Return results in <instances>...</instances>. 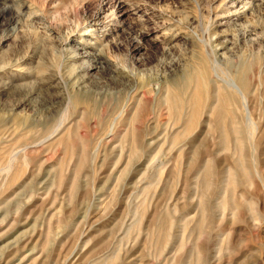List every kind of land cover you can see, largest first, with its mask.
<instances>
[{"label": "rangeland", "instance_id": "obj_1", "mask_svg": "<svg viewBox=\"0 0 264 264\" xmlns=\"http://www.w3.org/2000/svg\"><path fill=\"white\" fill-rule=\"evenodd\" d=\"M236 3L0 0V238L22 244L12 264H201L199 243L209 264H264V0L243 2L240 26ZM95 28L108 41L92 72L93 55L66 59ZM240 74L259 142L221 88Z\"/></svg>", "mask_w": 264, "mask_h": 264}, {"label": "bare ground", "instance_id": "obj_2", "mask_svg": "<svg viewBox=\"0 0 264 264\" xmlns=\"http://www.w3.org/2000/svg\"><path fill=\"white\" fill-rule=\"evenodd\" d=\"M245 0H238V4L236 5V4H233L234 6H237L238 8H236L235 9V14H234V16H235V22H236V24H238L239 23V26H240V22H241V20L243 19V16H244V14H242V12H240L242 9H243V2H244ZM104 4V3H103ZM110 4V2H108V4L107 5H109ZM102 6V5H101ZM93 27V26H92ZM103 27V26H102ZM241 27H243V26H241ZM94 28V27H93ZM98 29H99V27H98ZM100 29H101V27H100ZM247 29V28H246ZM83 30H85V29H83ZM98 30L95 28V29H92V30H89V31H85L83 34H81V40H82V49H83V52L82 53H78V52H76V53H78L77 55H76V53L75 54H71V55H67V61L68 60H77V59H79V58H81V59H84V58H87V57H89V56H91V55H93V57H94V61L96 62V64L95 65H91L90 63H87V62H85V64H86V67H88V71L90 70V71H92L91 69H93L94 67L98 70V68H100V66L98 67V65H100L101 63H102V61H100V56H101V52L103 51L102 49H103V47H105V45H106V43H104L106 40L108 41V39L107 38H105L104 40H102L101 41V38L100 37H97L96 36V33H98L97 32ZM100 32V31H99ZM104 33V32H103ZM252 34H254V33H252ZM100 38V39H99ZM3 39V41H4V39L6 40V38H2ZM67 41V40H66ZM70 43V42H69ZM67 45V44H66ZM73 48V47H72ZM91 48H93L92 50H93V53H91ZM220 48H222V47H220ZM224 48H226V46L224 47ZM226 50V49H225ZM219 51V50H218ZM224 51V50H223ZM221 53H223V52H221ZM218 57H223L224 58V55L223 54H219L218 52H217V54H216ZM18 58V57H17ZM64 59H65V57H64ZM19 60H20V58H19ZM18 60V61H19ZM15 61V60H14ZM14 61H13V63H14ZM66 61V62H67ZM86 61V60H85ZM88 61V60H87ZM12 62V61H11ZM69 62V61H68ZM90 62V61H89ZM93 62V61H92ZM10 63V62H9ZM73 63V62H72ZM68 64H70V63H68ZM67 63H66V65H68ZM82 64V63H81ZM98 64V65H97ZM4 65H6V64H4ZM8 65V64H7ZM16 65V64H15ZM21 65V64H20ZM65 65V64H64ZM69 66H71V65H69ZM6 67V66H5ZM16 67V66H15ZM80 67H81V65H80ZM80 67H79V70H81L80 69ZM8 68H10V67H8ZM21 68H24V67H21ZM65 68V67H64ZM198 68V67H197ZM12 69V68H11ZM76 69V68H75ZM13 70H14V68H13ZM16 70V69H15ZM20 70V69H19ZM73 70V69H72ZM78 70V69H77ZM79 70H78V72H79ZM201 70V69H200ZM2 71V70H1ZM18 71V70H17ZM24 71H26V70H24ZM23 71V72H24ZM30 72V71H29ZM68 72V71H67ZM74 72V71H73ZM82 72V71H81ZM93 72V71H92ZM3 73V72H2ZM14 73V72H13ZM27 73V72H26ZM72 73V72H71ZM75 73H76V71H75ZM80 73V72H79ZM197 73V72H196ZM74 74V73H73ZM201 74V73H200ZM218 74V73H217ZM5 75V74H4ZM28 75V74H27ZM49 75V74H48ZM52 75V74H51ZM60 75V74H59ZM77 75V74H76ZM50 76V75H49ZM70 76V75H69ZM71 76H72V74H71ZM75 76V75H74ZM242 75L240 74L239 76H233V77H227L228 79H224V80H222V81H220L221 82V84H224V86L222 87L221 86V88L222 89H228V90H230V92L232 93V94H234V95H237L238 97H239V99L241 100V104L240 105H242L243 106V110L245 111V120L247 121V124H248V126L250 127V129H252V131H251V137H253V139H255L257 142H259L260 141V139H261V133H262V131L264 130H262V126L263 125H260V123H255L254 122V119L252 118V115H251V111H248L246 108H250L249 106H248V104H250L249 103V100H245L244 99V97H246L245 96V94L246 93H248V92H250V88L248 87V85L246 84V82H248V77L247 76H244V77H247V79L245 78V79H242V77H241ZM12 77V76H11ZM52 77V76H51ZM50 77V78H51ZM57 77V76H56ZM62 77V76H61ZM79 78H80V76H78ZM220 77V76H219ZM54 78V77H53ZM65 78V77H64ZM69 78V77H68ZM75 77H73V79H74ZM77 78V77H76ZM79 78H78V80H79ZM194 78V77H193ZM224 78V77H223ZM1 79V78H0ZM45 79V78H44ZM56 79V78H55ZM58 79V78H57ZM191 79V78H190ZM218 79V78H217ZM221 79V78H220ZM47 80H48V78H47ZM54 80V79H53ZM81 80V79H80ZM79 80V81H80ZM3 81V80H2ZM7 81V80H6ZM9 81H11V79L9 80ZM44 81V80H43ZM50 81V80H49ZM57 81H59V80H57ZM74 81H75V79H74ZM79 81L78 82H76V85H77V83H79ZM82 82V81H81ZM253 82V81H252ZM43 83H45V82H43ZM57 83V82H56ZM66 83H68V82H66ZM219 83V82H218ZM70 84H71V82H70ZM69 84V85H70ZM6 85V84H5ZM9 85H10V83H9ZM15 85V84H14ZM62 85V84H61ZM66 85V84H65ZM68 85V87L70 88V86ZM72 85H75V83H73ZM80 85V84H79ZM82 85V84H81ZM80 85V86H81ZM4 86V85H3ZM12 86H13V84H12ZM34 86V85H33ZM48 86V85H47ZM63 86V85H62ZM0 87H2V86H0ZM64 87V86H63ZM71 87H73V86H71ZM6 89L7 87L6 86H4L3 87V89ZM13 88V87H12ZM18 88V87H17ZM30 88V87H29ZM61 88V87H60ZM59 88V89H60ZM80 89L82 88V87H79ZM9 89V88H8ZM73 89H74V87H73ZM78 89V88H77ZM26 90V89H25ZM52 90V89H51ZM34 91V90H33ZM72 91V89H70V92ZM80 91V90H79ZM135 91V90H134ZM67 92V91H66ZM73 92V91H72ZM75 92V91H74ZM76 93V92H75ZM62 94H64V93H62ZM69 94V93H68ZM74 94V93H73ZM249 94V93H248ZM77 95V94H76ZM78 95H79V93H78ZM190 95V94H189ZM66 96H67V94H66ZM80 96V95H79ZM79 96H76L75 98H76V100H77V103H80V101L82 100V97H79ZM28 97V96H27ZM73 97V96H72ZM223 97V96H222ZM69 98H71V96L69 97ZM183 98V97H182ZM226 98V97H225ZM66 99V98H65ZM72 99V98H71ZM74 99V98H73ZM72 99V100H73ZM187 99V98H186ZM256 99V98H255ZM209 100V99H208ZM23 101V100H22ZM247 103H246V102ZM23 103V102H22ZM175 104V103H174ZM21 105V104H20ZM251 105V104H250ZM237 106V105H236ZM14 113V112H13ZM10 115V114H9ZM15 115V114H14ZM15 117H18V116H15ZM261 117V116H260ZM7 119V118H6ZM21 119V118H20ZM10 120V119H9ZM22 120V119H21ZM20 120V121H21ZM187 121H188V119H187ZM19 122V121H18ZM13 123V122H12ZM11 123V124H12ZM21 122H19V123H17V124H20ZM7 125H9L8 123H6ZM16 124V125H17ZM191 124V123H190ZM189 124V125H190ZM14 125V124H13ZM13 125L12 126H6V125H3L2 124V127H4V134H9L10 132H11V130H12V128H14L13 127ZM20 125H22V123L20 124ZM19 125V126H20ZM15 126V125H14ZM18 126V127H19ZM194 126V125H193ZM190 127V126H189ZM191 128V127H190ZM185 130H187V127H186V129ZM3 135V134H2ZM4 137V136H3ZM217 139V138H216ZM253 145H254V143H253ZM254 148V147H253ZM207 150V149H206ZM206 155V154H205ZM252 155V154H251ZM209 156V155H208ZM206 161V160H205ZM213 162V161H212ZM221 165V164H220ZM232 167V166H231ZM219 167H218V164L216 163L215 165L212 163L211 164V168H210V170H209V174L207 175V178L206 179H204L205 180V184H204V190H208L209 188H211V186L214 184V182H215V180L217 181L218 180V176H219V169H218ZM255 168V167H254ZM257 169V168H256ZM7 170V169H6ZM9 170V169H8ZM197 171V170H196ZM256 173H258L257 171H256ZM200 176V175H199ZM202 182V181H201ZM230 183V182H229ZM233 185V184H232ZM227 190V189H226ZM227 193V192H226ZM239 195V194H238ZM219 200V199H218ZM202 202H201V209H200V220H199V225L201 226V225H203L204 223H207V222H209V220H210V207L207 205V203L205 202V199H203L202 198V200H201ZM7 202V201H6ZM210 202V201H209ZM210 205V204H209ZM224 208V207H223ZM140 210V209H139ZM138 209H135V212H134V215H135V217H136V224H138V225H140V224H142V221H143V214L139 211ZM237 210V209H236ZM1 211V210H0ZM5 212V211H4ZM4 215V213H3V210H2V213H1V216L3 217V215ZM142 214V215H141ZM240 214H242V213H240ZM192 215V214H191ZM195 216V215H194ZM153 217V216H152ZM6 219V218H5ZM182 221H183V219H181ZM260 220V219H259ZM235 222V221H234ZM260 222V221H259ZM162 223H163V221H162ZM161 223V224H162ZM2 225V224H1ZM0 225V226H1ZM151 225V224H150ZM164 226V225H163ZM162 226V227H163ZM258 226V225H257ZM204 227H206V226H204ZM159 228V227H158ZM201 228V227H200ZM228 228V227H227ZM207 229V228H206ZM236 229V228H235ZM158 230V229H157ZM224 231L226 230L225 228L223 229ZM158 231H160V228H159V230ZM228 230H226V232H227ZM36 233V232H35ZM35 233H33V234H35ZM233 233V232H232ZM24 236V235H23ZM199 236H201V235H199ZM238 236V235H237ZM33 238V237H32ZM38 238V237H37ZM0 239H2V241H0V259H1V263L2 264H12L13 263V261L15 260V259H11V258H9V255H7V253H12L11 252V250H13L17 245H20L21 244V240H19L20 242H18V243H16V242H7V243H3V238H0ZM16 239V238H15ZM18 239V238H17ZM23 239V238H22ZM25 239V238H24ZM233 239V238H232ZM12 240V239H11ZM10 241V240H9ZM16 241V240H15ZM23 242V241H22ZM20 243V244H19ZM26 243H28V242H25L24 244H26ZM31 243V242H30ZM22 245V244H21ZM27 245V244H26ZM231 246V245H230ZM23 247V246H22ZM232 247V246H231ZM19 248V247H18ZM16 249V248H15ZM196 250H197V262L198 263H201V264H203L204 262H205V264L206 263H208L209 264V262L207 261V259H208V257H207V250H208V248H207V246L204 244V243H199V244H197V246H196V248H195ZM207 249V250H206ZM219 250V249H218ZM229 250H233V249H229ZM251 251V250H250ZM17 252V251H16ZM16 252H13V253H16ZM219 252H222L221 250H219ZM229 253V252H228ZM218 254V253H217ZM216 255V254H215ZM218 255H220V254H218ZM12 256H14V255H12ZM230 256V255H229ZM216 257H218V256H216ZM212 258V257H211ZM214 258V257H213ZM212 258V262L213 261H215V258L213 259ZM23 259V258H22ZM41 259V258H40ZM116 259V258H115ZM223 259V256H219L218 257V260L217 261H215V263L216 264H220L221 263V260ZM113 258H112V260H109V262H108V264H112L113 263ZM225 260V259H224ZM223 260V261H224ZM222 261V262H223ZM44 263V262H43ZM214 263V264H215ZM25 264V263H24ZM229 264H230V262H229Z\"/></svg>", "mask_w": 264, "mask_h": 264}]
</instances>
